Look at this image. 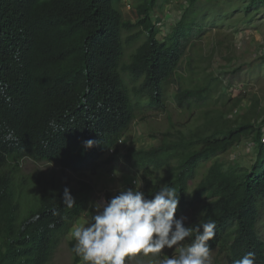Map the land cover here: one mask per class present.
<instances>
[{
	"label": "trees",
	"instance_id": "1",
	"mask_svg": "<svg viewBox=\"0 0 264 264\" xmlns=\"http://www.w3.org/2000/svg\"><path fill=\"white\" fill-rule=\"evenodd\" d=\"M159 1L171 0H132L128 19L123 0H0V264L51 263L74 224L93 214L95 186L83 177L100 160L112 177L113 171L127 170L125 187L141 180L146 198L161 184L174 187L179 196L174 218L196 212L187 227L214 220L216 235L208 242L213 264H233L248 252L255 253V264H264V110L254 108L252 119L205 112L187 131L171 125L154 137L155 145H125L138 116L148 109L166 111L167 87L181 65L194 70L184 60L192 38L217 13L203 10L202 0H186L178 21L159 39L164 24L155 13ZM223 2L242 8L237 22L248 24L264 13V0ZM251 71H264V56L235 73L247 74L248 83L255 77ZM215 87L177 86L171 98L190 114L209 104ZM89 139L95 143L86 149ZM244 143L250 147L247 165L221 158ZM24 159L57 166L53 171L64 180L61 187L58 177L49 178L27 213L14 189L21 192L14 176ZM69 172L78 175L77 188L70 186ZM65 187L75 199L71 208L62 203ZM114 195L107 191L104 199ZM73 244L68 242L72 264H81Z\"/></svg>",
	"mask_w": 264,
	"mask_h": 264
},
{
	"label": "rangeland",
	"instance_id": "2",
	"mask_svg": "<svg viewBox=\"0 0 264 264\" xmlns=\"http://www.w3.org/2000/svg\"><path fill=\"white\" fill-rule=\"evenodd\" d=\"M185 1L171 0L166 3L159 1L158 9L155 13L164 19V24L160 26L162 34L159 35V39L164 37L171 30L172 25L178 21L179 16L183 12L182 7L185 5ZM223 1L219 0L218 4H209L207 1L202 0L200 7L203 10L209 9L217 13H212L204 22L201 29L202 35H198V38L195 36L192 38L194 44L186 52L184 60L190 62L194 70L188 71L185 64L181 65L180 70L177 71L176 82L169 84L167 87L166 111L148 109L145 114L138 116L132 129L127 134V145L135 148H146L155 145L157 142L155 140L156 136L158 138L162 133L168 130L171 131V125L187 131V127L201 122L199 117L205 112L214 115L217 111H223L226 114V118L236 119L247 115L252 119V110L254 108L261 111L264 110V71H251L260 80L254 79V77L248 83H246L247 78L245 76L247 74L235 73L238 67L245 68L253 60L264 56V13H256L248 24L237 22L241 18L242 8L236 5L229 8ZM128 5H130V8L127 7ZM121 10L126 18L131 19L133 17L132 0H123ZM224 10L227 11V16H224L225 13L222 14ZM203 12L205 11L201 13ZM212 15H215L216 18L211 17ZM224 17L229 18L226 19ZM137 44L135 45L137 46ZM246 71H250V69ZM207 74L216 77L218 83L208 80L210 77ZM208 82L216 86L210 95L211 98L208 105L193 108L190 114L176 107L171 96L177 86L191 88L193 84L201 85ZM237 99L238 103L235 105ZM249 149V145L244 143L223 154L221 158L247 165ZM97 164H100V166L94 171H86V176L83 177L84 181H89L92 185L94 183L95 191L91 194L92 204L104 198V194L107 191L111 194H116L119 188H128L122 182L127 172L126 169L113 171L114 177H112L111 174H108V170L103 167L101 160ZM207 166L208 164L203 165L204 168ZM204 168L200 169L199 173L203 172ZM53 170L55 168L54 166L52 167V164L49 166L42 163L34 164L29 159H24L21 163L20 171L14 176L15 184L19 187L21 186L18 183L20 179L23 176L26 179L25 185L20 188L21 192H19L17 187L15 190L18 191L20 198L23 195L21 200L33 201L38 193L36 189L43 186L44 181L49 182L53 178L55 180L58 177L60 186L63 187L64 180L62 175ZM69 174L71 177L70 186L77 188L76 180L78 175H74L72 172H69ZM49 178L50 180L48 181ZM195 215L196 212L191 210L190 214L184 216L186 218L185 227L194 219ZM86 217L89 216L85 214L82 219ZM186 239L188 240V238ZM69 241H72L70 233L59 243L50 264H72V254L68 248ZM183 243L187 244L185 241ZM162 251L165 255H176L174 249H164ZM159 258L162 257L159 255H156V257L138 255L127 261L126 264H158ZM211 259L212 261L215 260L212 253ZM81 264H84V262L82 261Z\"/></svg>",
	"mask_w": 264,
	"mask_h": 264
},
{
	"label": "clouds",
	"instance_id": "3",
	"mask_svg": "<svg viewBox=\"0 0 264 264\" xmlns=\"http://www.w3.org/2000/svg\"><path fill=\"white\" fill-rule=\"evenodd\" d=\"M127 7L130 8V5ZM94 143L89 139L84 142V147L90 149ZM113 151V148L110 149L108 154ZM54 168L58 170L57 166ZM25 181L19 182L23 186ZM46 183L44 181L43 186L36 189L38 193L31 202L21 200L23 195L20 198L15 191L19 201L25 203L22 213H27L28 204H36L41 191L48 188ZM132 185L134 187L119 188L110 199L101 198L93 204V214L82 219L83 215L69 232L74 241L72 251L82 258L84 264H126V257L137 253L161 256L158 264H213L211 253L214 252H211L208 242L216 235L214 220L185 227L186 218H174L179 203L174 187L161 184L149 199L141 191V180L134 181ZM62 203L69 208L75 205L67 187L63 189ZM186 238H191L192 242L183 243ZM164 249H174L176 255H165ZM233 264H255V253H246L235 259Z\"/></svg>",
	"mask_w": 264,
	"mask_h": 264
}]
</instances>
